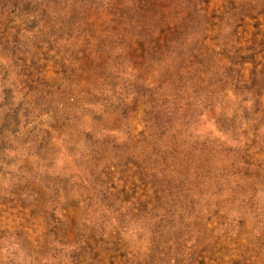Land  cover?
Masks as SVG:
<instances>
[{"label":"rangeland","instance_id":"rangeland-1","mask_svg":"<svg viewBox=\"0 0 264 264\" xmlns=\"http://www.w3.org/2000/svg\"><path fill=\"white\" fill-rule=\"evenodd\" d=\"M0 264H264V0H0Z\"/></svg>","mask_w":264,"mask_h":264}]
</instances>
